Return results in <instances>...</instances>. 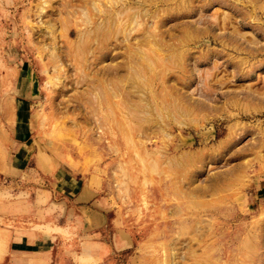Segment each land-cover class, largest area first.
Instances as JSON below:
<instances>
[{"label":"rangeland","instance_id":"374dc122","mask_svg":"<svg viewBox=\"0 0 264 264\" xmlns=\"http://www.w3.org/2000/svg\"><path fill=\"white\" fill-rule=\"evenodd\" d=\"M15 225L53 264H264V0H0V259Z\"/></svg>","mask_w":264,"mask_h":264},{"label":"crops","instance_id":"0c3cea01","mask_svg":"<svg viewBox=\"0 0 264 264\" xmlns=\"http://www.w3.org/2000/svg\"><path fill=\"white\" fill-rule=\"evenodd\" d=\"M21 162L22 159L18 162V166L12 168L21 169ZM67 175L60 181H63V192H66V194L74 192L73 194L77 201L82 202L89 194L88 188H84L82 185L78 186L74 174L68 175L69 177ZM73 180H75V183L72 185ZM95 214L98 223L93 222V225L87 230L88 232L95 230L103 224L100 214ZM15 226V229L8 231L7 252L1 257L0 264H15V262L29 264V261H32V264H53L57 262L54 256L56 239H54L53 235L44 234L35 228ZM81 227L79 230L83 231L84 227H88V225L82 224ZM59 228L64 229L62 227Z\"/></svg>","mask_w":264,"mask_h":264},{"label":"bare ground","instance_id":"6f19581e","mask_svg":"<svg viewBox=\"0 0 264 264\" xmlns=\"http://www.w3.org/2000/svg\"><path fill=\"white\" fill-rule=\"evenodd\" d=\"M139 26H140V24H138V25H137V30H138ZM48 85H49V83H48V82H46V83L44 84V86H45V89L48 87ZM43 89H44V88H43ZM47 89H48V88H47Z\"/></svg>","mask_w":264,"mask_h":264}]
</instances>
